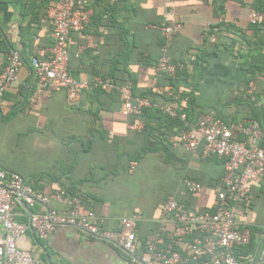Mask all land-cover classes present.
I'll use <instances>...</instances> for the list:
<instances>
[{"label": "crops", "instance_id": "crops-1", "mask_svg": "<svg viewBox=\"0 0 264 264\" xmlns=\"http://www.w3.org/2000/svg\"><path fill=\"white\" fill-rule=\"evenodd\" d=\"M52 1L0 0V38L11 45L7 50L0 44V66L10 54L23 60L47 57ZM76 3L92 11L87 28L69 36V68L77 79H113V75L121 83L130 77L140 94L155 91L171 96L173 86L156 66L163 56V27L173 10L183 27L168 56L185 65L186 82H181L180 93L193 92L195 114L212 113L228 125L257 121L264 126V45L259 50L256 43H261V37L250 27L251 0ZM30 78L24 64L19 80L0 101V168L21 175L43 195L69 189L86 201L107 229L140 212L141 245L156 237L167 198L185 192L183 180L203 185L199 194L187 200L192 211L213 209L223 159L206 160L174 146L166 140L170 130L158 120L149 136L143 121L133 123L122 114V98L117 94L96 95L91 90L70 104L64 91L41 89ZM156 99L154 108L159 109L163 97ZM179 106L183 110L185 103ZM134 124L143 128L132 129ZM258 140L264 143V127ZM143 148L152 151L133 160ZM22 209L26 210L21 205L18 212ZM45 209L63 210L64 205L51 200ZM234 210L241 230L257 229L253 242L259 248L254 255L240 256L241 264H263L264 180L251 184L250 204L238 203ZM32 211L44 209L37 205ZM17 220L27 221L22 216ZM26 244L39 264H129L130 260L120 247L74 226L57 227L43 241L30 231Z\"/></svg>", "mask_w": 264, "mask_h": 264}, {"label": "built area", "instance_id": "built-area-1", "mask_svg": "<svg viewBox=\"0 0 264 264\" xmlns=\"http://www.w3.org/2000/svg\"><path fill=\"white\" fill-rule=\"evenodd\" d=\"M77 0H56L49 8L52 22V45L47 57L33 59L32 77L41 89L64 91L70 104L77 103L86 92L101 88L116 90L122 98V114L140 116L144 109L154 107L148 98L135 97L132 82L116 86L110 78L97 77L82 81L71 74L69 68V36L80 33L90 23L92 11L79 7ZM251 24L264 22V12H252ZM183 25L173 10L168 13L163 27V56L157 64L159 75L175 78L185 69L184 63H173L168 52ZM23 60L10 54L8 64L0 66V101L5 91L19 80ZM171 117L179 116L185 128L171 137L174 146L196 152L203 158L224 160V173L219 183L215 205L210 211H192L186 200L203 190V185L193 179L183 180L185 192L169 196L158 220L157 235L142 245L137 235L140 212L121 218L118 226L107 229L93 209L67 189L43 195L15 172L0 168V264H39L26 244L31 231L36 239L48 240L57 227L74 226L89 235L112 243L129 256V264H241L236 249L250 244V229L241 230L237 223L235 205L248 204L251 184L264 180V147L260 146V124L228 125L212 113L201 114L196 123L187 121L178 102L159 106ZM139 130L141 124L131 125ZM135 164L131 166L134 170ZM22 199L28 209L21 208ZM51 200L64 205L63 210H46ZM40 205L44 212L32 209ZM249 205V204H248ZM25 217V223L17 220ZM264 264V245L262 248Z\"/></svg>", "mask_w": 264, "mask_h": 264}, {"label": "trees", "instance_id": "trees-1", "mask_svg": "<svg viewBox=\"0 0 264 264\" xmlns=\"http://www.w3.org/2000/svg\"><path fill=\"white\" fill-rule=\"evenodd\" d=\"M56 0H53L52 2L54 3ZM240 1H243V0H240ZM52 3V4H53ZM223 5L220 6V8L222 7ZM250 8H251V13L252 12H264V0H251V4H250ZM250 13V14H251ZM251 26V30L254 31L253 33H257L258 36H259V39L261 37V43L258 42L256 43L257 46L259 47V50H262V47L264 45V22H260V23H257V24H250ZM87 28V27H86ZM85 28V29H86ZM0 44H3L5 46V49H9V47L11 46L10 43L8 44L7 46V43L5 41V39H2L0 38ZM162 44H163V35H162ZM52 45V39H51V43H50V46ZM173 47V46H172ZM171 47V48H172ZM36 58V59H43V58H39V57H33V58H25L23 60V65H27L28 68H29V72H30V75H31V80H33L34 82V79L32 77V73L34 71V68H33V59ZM242 59H247V57H244V55L242 56ZM119 59H115V61L113 62V67H116V64L119 62L118 61ZM173 63H182L180 61H177V60H174L172 59ZM8 62H6L5 65H2L3 67H5L7 65ZM157 68V66H156ZM186 69V68H185ZM182 70V71H179L177 73V75L175 76V78H169L168 79L170 80V83L172 84L173 86V89H174V92L172 93L171 96H167V95H164V94H159L155 91H150L148 92L147 94H140L138 92H136L134 90V82L132 81V79L130 77H126V80L122 81L121 83L117 82L116 80H113L114 77L112 75V78L111 79L114 84L116 86H122L123 83H127V81H131L132 82V85H133V94L135 97H141V98H148L150 99L153 103H155V100H157L156 98L157 97H163V101H162V105H166V104H169V103H173V102H181V104L184 102L185 103V107L184 109L182 110L183 113L186 114L187 116V121L190 122V123H196L197 122V119L199 118V116L201 115L200 113L199 114H195V110H196V107L198 106L196 101H195V98H194V95H193V92H181L180 93V88H182V84L181 82L182 81H185V77L187 75L186 73V70ZM167 77V76H165ZM108 78V77H105V79ZM186 82V81H185ZM194 83V86H196V82H193ZM186 86V84H184ZM188 86V84H187ZM94 93L97 95L98 93H102V94H106L108 95L109 94H117L120 96V93L116 90H112V91H105L101 88H97V89H94L93 90ZM8 118V117H7ZM133 119V123H136V122H139V121H143L144 122V130H146L147 128V134L149 136L153 135L154 133V130L156 129L154 127V122L156 120H158V122H161L165 128H168L170 130V133L168 135H166V140L170 141L171 140V137L173 135H176V134H179L181 132V130H183L185 128V122L182 121V119L179 117V116H176V117H171L170 115H168L167 113H164L161 109H157V108H154V107H151V108H146L144 109V111L142 112V114L140 116H132L130 117ZM157 122V121H156ZM264 127V126H263ZM262 126H260L261 130L263 128ZM259 130V132L261 131ZM159 140H161L159 138ZM171 143V142H170ZM259 144L260 146L264 147V143L263 142H260L259 141ZM149 151H152V149H149V148H143L142 150H140L139 152L136 153V155H134L132 157L133 160H136L138 161L140 159V157L144 154H146L147 152ZM201 157L202 155L200 154V152L198 153ZM203 158V157H202ZM203 159H206V160H209L208 158H203ZM223 173H224V170L223 172L219 175V177L216 179V182H215V187H218L219 186V183H220V180L223 176ZM32 185V184H30ZM32 187L34 189H36L33 185ZM72 195L76 196L77 194L70 191L69 189H67ZM81 198V197H80ZM83 202L86 203V201L81 198ZM188 200V198H187ZM186 200V202H187ZM250 202H251V198H250ZM250 202L248 204H250ZM248 204H245L248 206ZM86 205L88 206V204L86 203ZM89 207V206H88ZM92 209V208H91ZM205 211H210V210H205ZM203 212V211H202ZM257 232V229H251V233H252V239H251V242L250 244L246 245V246H241V247H238L235 251L236 253V256L237 258L239 259L240 262H242V259L240 256H243V255H254L256 250L259 248L257 243H254V238L257 236L256 234ZM258 232H261V231H258ZM264 245V244H263ZM263 248V246H262Z\"/></svg>", "mask_w": 264, "mask_h": 264}, {"label": "water", "instance_id": "water-1", "mask_svg": "<svg viewBox=\"0 0 264 264\" xmlns=\"http://www.w3.org/2000/svg\"><path fill=\"white\" fill-rule=\"evenodd\" d=\"M12 52H15V51H12ZM19 201L21 202V205H22L24 208L28 209L27 206L25 205V203L23 202L22 199H19Z\"/></svg>", "mask_w": 264, "mask_h": 264}]
</instances>
